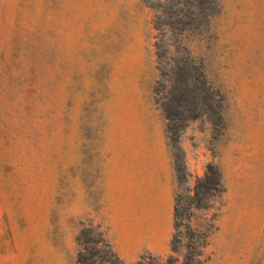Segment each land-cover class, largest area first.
I'll use <instances>...</instances> for the list:
<instances>
[{
    "label": "rangeland",
    "instance_id": "obj_1",
    "mask_svg": "<svg viewBox=\"0 0 264 264\" xmlns=\"http://www.w3.org/2000/svg\"><path fill=\"white\" fill-rule=\"evenodd\" d=\"M140 119L162 125L174 221L128 259L107 163ZM87 225L123 264H264V0H0V264H78Z\"/></svg>",
    "mask_w": 264,
    "mask_h": 264
},
{
    "label": "crops",
    "instance_id": "obj_2",
    "mask_svg": "<svg viewBox=\"0 0 264 264\" xmlns=\"http://www.w3.org/2000/svg\"><path fill=\"white\" fill-rule=\"evenodd\" d=\"M143 120V118H142ZM108 160L113 197L105 202L118 251L132 259L166 250L174 221V172L159 122H121Z\"/></svg>",
    "mask_w": 264,
    "mask_h": 264
},
{
    "label": "trees",
    "instance_id": "obj_3",
    "mask_svg": "<svg viewBox=\"0 0 264 264\" xmlns=\"http://www.w3.org/2000/svg\"><path fill=\"white\" fill-rule=\"evenodd\" d=\"M162 55V54H160ZM163 56V55H162ZM181 72H177V80L180 79ZM163 75V73H162ZM162 108L165 112V115L167 118L170 117V110L166 103L162 104ZM210 173L212 176H209ZM206 182L204 184L205 188H214L218 185V171L216 167L213 164L207 165V170L203 178ZM211 179V181H209ZM93 228L92 226H84L80 230L79 234L77 235L78 243L80 247L77 251V262L78 264H123L122 260L119 258L118 254L112 247V245L108 242L106 238L103 237L102 233L103 231L97 230L95 231V235L98 237L93 240L94 245L89 247L90 242V234L92 233ZM102 240L104 245L106 246V249L104 250V254H100L97 256V251L100 249V245L98 244V241ZM92 241V240H91ZM170 249L173 252L178 251V245L176 244L177 236L175 233H173L172 238L170 240ZM189 254V255H188ZM200 254L201 251H196L193 255L190 254V252L186 251L184 253L183 259L178 262V258L174 257L172 253L168 256L165 264H200ZM193 256V257H192ZM139 264H141V260L138 261Z\"/></svg>",
    "mask_w": 264,
    "mask_h": 264
}]
</instances>
